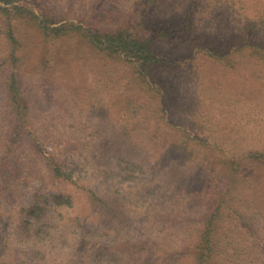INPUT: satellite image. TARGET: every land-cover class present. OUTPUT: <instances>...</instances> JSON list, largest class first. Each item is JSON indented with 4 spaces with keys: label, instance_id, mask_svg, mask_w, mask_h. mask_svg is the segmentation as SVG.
I'll list each match as a JSON object with an SVG mask.
<instances>
[{
    "label": "trees",
    "instance_id": "trees-1",
    "mask_svg": "<svg viewBox=\"0 0 264 264\" xmlns=\"http://www.w3.org/2000/svg\"><path fill=\"white\" fill-rule=\"evenodd\" d=\"M193 2L195 0H189L187 11L195 8ZM101 7L97 2L92 14L83 22L82 18L72 22L39 0H0V48H3L0 49V264H149L150 257L146 255L151 251L146 244L149 240L140 236L130 237L124 229L117 245L125 250H113L112 255L103 251L104 254L96 258L90 254L95 249L92 241L80 228L84 225L78 224L75 218L79 227L70 233L61 220L64 214L74 212L75 197L80 192L86 206L100 212L105 224L111 220L121 229L125 226L124 220H119L122 214L118 210L115 216L114 206L107 197L114 194L118 202L121 198L126 199L125 194L131 196L133 186H126L125 194L122 186L125 179L135 178V172L141 175L151 173V179L158 181L155 188L146 185L141 190H152L149 194L157 195L159 207L157 203H150L146 206V216L153 219L160 233L169 237L171 233L168 230L177 228L180 223H176L184 220L197 223L192 246L184 243L181 251L169 252L164 258L188 256L192 264H264V195L250 200L239 198L237 193L240 184H247V189L254 190L259 185L258 174L252 173L248 177L240 171L242 161L239 159L231 163L237 169L233 170L234 167L226 172L228 162L217 156L222 152L219 148L215 154V148L209 145L183 144L187 140L183 136H179L182 140L167 142L178 132L191 133L176 124L173 112L167 108L173 99V88L158 78H151L148 73L151 66H173L177 62H159L153 37L141 35L124 17L119 20L125 22L116 27L95 28L93 22ZM168 20L157 32L154 31L155 36L158 39L174 36L178 41L182 38V42L189 43L194 56L201 54L213 58L229 70H234L245 59L264 65V30L252 31L253 18L242 19L241 23L231 27L230 22L220 27L221 22L218 21L215 26L222 29L221 33L200 34L199 37L194 36L187 20L177 26L175 35L165 33ZM21 25L38 31L43 39L50 41L77 35L95 49L129 61L134 78L151 88L150 107L153 109L142 113L141 108H128V119L115 129L120 130L118 136L103 128L96 130L99 143L88 147L91 148L88 154L87 151L83 154L84 144H75L76 138L66 129L63 128L57 137L52 136L45 129L47 122L36 120L33 110L37 97L26 94L15 72L20 63L17 61L22 57L18 55L22 48L18 38ZM152 82L157 86L151 87ZM260 82L264 87V70ZM38 87L40 89V85ZM124 100H115L110 107ZM124 104L132 108L135 105L130 100ZM137 113L140 114V122L131 121ZM150 120L153 125L146 126ZM141 131L142 137L136 136ZM135 136L136 141L133 140ZM193 146L199 148V156L195 155ZM71 153L84 155L78 165L82 171L80 175L64 168V161ZM187 155L194 156L193 163L187 164L188 160H184ZM108 156L120 160L117 170L108 166ZM240 157L264 163V151L244 153ZM209 160L212 162L208 163ZM220 172L224 176L222 184H219ZM115 177L120 181H114ZM139 192L140 189L137 190ZM184 206L198 209L189 217ZM30 216L41 218V222L34 223L28 219ZM123 218L126 219L125 214ZM162 220L170 222V226H160L159 221ZM12 223L15 232L9 228ZM30 227V233L25 237ZM21 235L24 243H19ZM21 244H25L24 247Z\"/></svg>",
    "mask_w": 264,
    "mask_h": 264
},
{
    "label": "rangeland",
    "instance_id": "rangeland-1",
    "mask_svg": "<svg viewBox=\"0 0 264 264\" xmlns=\"http://www.w3.org/2000/svg\"><path fill=\"white\" fill-rule=\"evenodd\" d=\"M39 2L46 3L50 9L55 8L56 14L72 22H76L77 18H82L80 20L83 22L92 14L93 7L99 2L102 7L93 22L95 28H113L126 21L134 25L141 35H151L159 54V62L176 60L177 63L173 66L165 64L151 66L148 74L151 78H158L166 86L173 88V99L167 108L173 112L172 118L176 120V124H180L191 133L190 135L178 132L170 136L167 142L182 140L179 136H183L187 139L183 144L192 145L196 142L197 145H209L215 148V154L217 148L221 149L222 152L217 156L228 162L226 172L229 173V170L235 167L231 166V163L239 159L242 161L239 166L240 171L248 177L256 173L260 178L259 185L252 191L247 189V184H240V188L237 189L238 197L251 200L264 195V163L240 157L244 153L264 151V87L260 82L263 77V63L245 59L234 70H229L220 62L213 61V58L201 54L194 56V51L189 49V43L182 42V38L178 41L174 36L160 39L155 36L167 19L169 20L168 26H165L167 28L165 33L171 35L176 34L175 29L180 23H185L184 20L191 23L193 34L197 37L200 34L221 33L222 29L215 26L218 21L221 22L220 27L227 22H230L229 27H231L235 23H241L240 20L245 18L254 19L251 26L253 32L263 31L264 0H195L193 2L195 8L190 11L185 9L189 5V0H168V2L167 0H39ZM82 14L84 16L80 17ZM186 14L190 16H185ZM122 17L125 21L119 20ZM76 36L50 41L43 39L34 29L19 26L18 38L22 48L18 55L22 57L17 61L20 63L15 72L18 80L23 83L26 94L37 97V105L33 110L36 120H45L47 122L45 129L54 137L66 129L76 138L75 144H84L83 154L85 151L88 154L91 150L88 147L99 143L96 130L103 128L108 133L114 132V135L118 136L120 130L115 129L128 119V108L132 110L141 108L142 113L148 112L153 109L150 107L153 96L149 86L141 85L139 80L134 78V71L127 63L129 61L105 54L89 45L85 39ZM129 80L132 82L129 83ZM39 85L40 89H38ZM150 86L156 87L157 83L152 82ZM1 98L0 93V100ZM123 98L125 100L122 103L110 107L111 102ZM128 100L135 103L132 105L133 108L124 104ZM130 120L140 122V114L133 115ZM145 124L152 126L153 121H147ZM142 134L141 131L136 133V136L142 137ZM136 136L133 138L134 141L137 140ZM68 138L69 136L67 140ZM192 149L197 155L199 148L193 146ZM83 154H69L64 161L65 170L80 175L82 171L78 165L82 162ZM193 157L187 155L184 160H188L187 164H190L194 162ZM118 161L120 160L117 157L108 156L107 163L112 170H117ZM210 162L212 160L208 161ZM236 169L235 167L233 170ZM135 173V178L125 179L122 186V189H125L124 194L127 190L126 186H133L134 193L131 196L125 194L127 200L120 197L121 200L117 202L115 199L117 196L114 194H108L107 197L114 206L115 216L118 210L121 212L122 217L119 215V220H124L125 226L120 229L118 223L114 225L111 220L105 224L101 213L89 209L83 194L79 192L75 197L74 212L64 214L61 218L64 227L70 233L75 231L79 227L74 221L75 218L78 224L84 225L80 228L87 239L92 241L95 249L90 254L96 258L104 254L103 251L112 255L113 250L120 252L124 249L117 243L122 230L125 229L130 237L140 236L141 239L150 241H146L147 246L151 248L149 254H146L150 257L149 264H192L188 256L167 259L164 255L181 251L180 248L184 243H188L191 247L195 240L194 230L197 223L192 219V221L184 220L176 223H180L177 228L168 230L171 233L169 237L160 233L158 226L153 224V219L146 216V206L150 203H157L159 207L157 195L149 194L152 190L150 192L141 190L146 185L155 188L158 181L151 179V173L144 175ZM220 175L219 184H222L224 176L222 172ZM113 180L120 181L116 177ZM138 189H140L139 193H137ZM44 198L48 199V196ZM117 206L119 208H116ZM197 209L185 207L184 212L190 217ZM124 214L126 219L123 218ZM28 219L34 223L41 222V218L34 216ZM44 220L45 218L42 217V221ZM164 224L170 226L171 223L159 221L160 226ZM9 228L15 232L13 223ZM31 228L27 230L28 234H25V237H28ZM116 228L117 230L114 231ZM187 234L188 240H186ZM20 241L22 243L25 241L22 235L19 237V243ZM24 245L21 244V247ZM229 254H232L231 251Z\"/></svg>",
    "mask_w": 264,
    "mask_h": 264
}]
</instances>
